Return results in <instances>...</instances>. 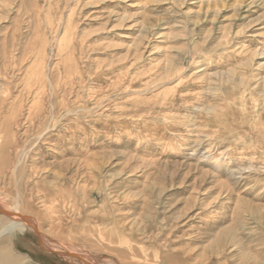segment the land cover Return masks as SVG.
I'll return each mask as SVG.
<instances>
[{"label":"rangeland","instance_id":"obj_1","mask_svg":"<svg viewBox=\"0 0 264 264\" xmlns=\"http://www.w3.org/2000/svg\"><path fill=\"white\" fill-rule=\"evenodd\" d=\"M0 205L103 264H264V0H0Z\"/></svg>","mask_w":264,"mask_h":264},{"label":"bare ground","instance_id":"obj_2","mask_svg":"<svg viewBox=\"0 0 264 264\" xmlns=\"http://www.w3.org/2000/svg\"><path fill=\"white\" fill-rule=\"evenodd\" d=\"M15 180L17 182V178ZM0 216L4 217L6 220V222L5 221H3L4 223L2 222L3 224L1 226L2 228L0 229V236L7 235V234L14 236L15 233L17 232H20L22 234L30 232V233H33V235L35 236L40 246V250H42L43 253L56 255L60 258H63L69 264H75V263L76 264H103V263H100L96 258L92 257L91 255H87V254L80 255L79 253H77V251H71V249L67 248L63 244H57V242L53 241L52 238L50 239L48 236L43 234L38 229V226H37L38 224H36L37 222L35 223L32 219L24 217L25 215L22 216L21 214L18 213L17 209L14 211L13 210L10 211L5 207L4 208L1 207L0 205ZM56 247H58V249H56ZM130 249L132 248L130 247ZM0 264H28V263L26 262L24 258L22 257L19 258L17 255L13 254L11 249L2 248L0 249Z\"/></svg>","mask_w":264,"mask_h":264}]
</instances>
